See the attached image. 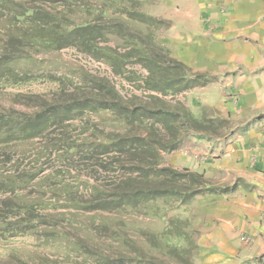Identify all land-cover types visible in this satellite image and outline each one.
I'll return each mask as SVG.
<instances>
[{"label":"trees","instance_id":"obj_1","mask_svg":"<svg viewBox=\"0 0 264 264\" xmlns=\"http://www.w3.org/2000/svg\"><path fill=\"white\" fill-rule=\"evenodd\" d=\"M45 2L49 1L0 0V87L51 82L61 93L72 79L49 74L21 75L10 64L30 59L36 53L70 47L93 60L104 61L115 76L127 83L136 82L139 90L149 95L146 100L135 95L124 99L106 79L84 73L70 99L41 105L27 116L1 113V145L40 140L43 153L55 154L60 163L83 154L95 172L117 170L122 176L117 185L97 188L95 200L83 204L73 197L74 190L81 180L84 184L87 181L74 177L69 183L65 171L54 172L43 181V187L57 195L46 203H14L6 213L0 212V236L28 234L35 229L36 219L31 212L55 202L66 201L83 212L119 213L140 207L163 220L164 230L159 234L142 233L148 251L122 238L120 246L133 258L120 251L112 259L100 251L96 255L100 264H193L198 253V228L181 219L179 210L191 205L195 197L226 194L236 185L212 184L192 170H178L164 163V156L182 149L194 137H217V129L224 123L216 117L215 109L204 111L196 119L184 104L169 105L164 99L203 88L213 78L171 56L159 38L170 28V22L138 11L137 0H107L99 11L85 0H61L57 6L48 3L49 7ZM110 11L117 15L114 17ZM129 23L144 27V31L133 30ZM109 36L119 40V47L109 46ZM133 65L145 75L128 69ZM91 115L109 118L88 128ZM71 122L79 123L75 130L85 136L79 143L65 136ZM103 123L113 129L105 130ZM34 169L0 179V193H11L17 185L33 181L36 177L29 172ZM131 175L136 177V183L130 182ZM54 186L56 190H52ZM157 253L162 258H157Z\"/></svg>","mask_w":264,"mask_h":264},{"label":"crops","instance_id":"obj_2","mask_svg":"<svg viewBox=\"0 0 264 264\" xmlns=\"http://www.w3.org/2000/svg\"><path fill=\"white\" fill-rule=\"evenodd\" d=\"M150 6L157 10L154 17L170 22L159 38L171 56L213 78L184 93L186 108L196 90L220 94V102L205 110L215 109L224 121L218 136L190 142L202 158L191 148L170 157L178 170L191 163L209 183L236 185L226 194L199 196L196 259L264 264V0H152Z\"/></svg>","mask_w":264,"mask_h":264},{"label":"rangeland","instance_id":"obj_3","mask_svg":"<svg viewBox=\"0 0 264 264\" xmlns=\"http://www.w3.org/2000/svg\"><path fill=\"white\" fill-rule=\"evenodd\" d=\"M44 1H49L45 2L46 5L49 3V5L57 6L61 0ZM85 1L97 11L103 4L107 3V0ZM137 1H139L138 11L153 17L157 14V10L150 6L152 0ZM122 3L127 5L125 1H122ZM110 13L114 17L117 15L115 11H110ZM78 17H81V15ZM128 25L133 30L144 31V27L132 23ZM108 43L112 47H119L120 45L119 40L113 36L108 37ZM10 67L21 75L49 74L58 78L67 77L72 81L61 93L57 92V85L51 82H39L11 88L0 87V114L27 116L37 111V107L41 105L70 99V95L72 96L73 91L78 88L77 84L83 79L84 73L106 79L119 91L124 99H130L135 95L146 100L149 95V93L139 90V84L136 82L127 83L123 78L115 76L104 61L93 60L70 47L58 51L36 53L30 59L11 63ZM128 69L137 72L139 75H145L139 66H129ZM164 101L169 105H174L175 102L185 105L186 102L184 93L174 98L167 97ZM219 102L218 89L196 90L187 98V109L194 118L199 119L208 107L214 108ZM102 117L91 115L88 128L97 125L99 121L101 123L103 119L109 118L105 115H102ZM78 124L77 122L67 124L70 126V131L66 132L65 136L67 135L70 142L74 143L85 138L75 130L78 129ZM102 128L107 131L113 129L105 123H103ZM79 129H82V127H79ZM191 141L196 142L198 140L195 138L190 139L182 149H194L195 152H200L197 157L202 158V151L192 147L190 145ZM42 146L43 142L40 140L9 145L0 144L1 181L6 176L19 175L22 171L33 168L35 169L29 174L33 178L36 177L27 184L17 185L11 193H0V212L6 213L14 203L21 201L46 203L48 198L57 195L48 187H43V181L54 172L65 171V178H67V181L69 180V183H73L74 177L87 181V184H84L81 180L74 190L73 197L83 204L95 200L94 191L97 188L104 190L108 186L117 185L120 181L122 176L120 171L95 172L94 168H90V162L84 160L86 157L83 154L79 157H73L71 161L65 160L60 163L56 158L58 156L55 154L47 156V153H43ZM180 150L164 156V163L171 165V155L178 153ZM37 162L39 163L37 164ZM185 167L207 179L208 175L200 167H195L191 163H187ZM89 175L91 177H88ZM129 179L131 183L133 181V183H136L134 175H131ZM55 187L57 186H54L52 190H56ZM92 188V193H90ZM42 192H45V194H41ZM201 198L195 197L191 205L179 210L180 218L186 219L190 225L192 223L198 224L195 215ZM207 205L209 206V204ZM146 207L150 209V204H147ZM79 209L81 208L69 206L66 201L49 204L44 209H34L30 215L36 219L33 222L34 230L23 236L13 234L0 236V264H100L96 257L100 251L112 259L116 257V252L122 251L129 259H132L133 254L120 246V240L126 237L144 251H148V245L142 233L159 234L165 226L163 220L152 216L148 212L149 210L145 211V208L140 207L135 211L127 209L119 213L83 212ZM30 216L28 217L31 218ZM156 256L162 258L158 253ZM193 264H199L196 257Z\"/></svg>","mask_w":264,"mask_h":264},{"label":"built area","instance_id":"obj_4","mask_svg":"<svg viewBox=\"0 0 264 264\" xmlns=\"http://www.w3.org/2000/svg\"><path fill=\"white\" fill-rule=\"evenodd\" d=\"M241 241H242L243 243H245V244H249L250 241H251V239H250L249 237H247V236H242V237H241Z\"/></svg>","mask_w":264,"mask_h":264}]
</instances>
